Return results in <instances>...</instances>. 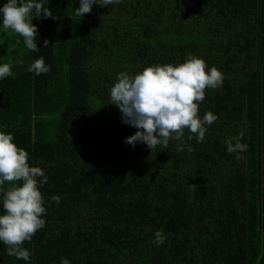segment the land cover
Instances as JSON below:
<instances>
[{
	"label": "trees",
	"instance_id": "obj_1",
	"mask_svg": "<svg viewBox=\"0 0 264 264\" xmlns=\"http://www.w3.org/2000/svg\"><path fill=\"white\" fill-rule=\"evenodd\" d=\"M45 6L55 19H33L39 51L0 35V64L11 66L0 131L48 177L46 224L23 244L30 264H264V0H121L83 18L79 0ZM190 56L224 77L199 104L201 118L218 116L203 143L187 128L183 150L125 143L136 129L111 104L118 74ZM41 57L51 70L29 72ZM241 134L237 160L225 142ZM6 248L0 264H26Z\"/></svg>",
	"mask_w": 264,
	"mask_h": 264
},
{
	"label": "clouds",
	"instance_id": "obj_2",
	"mask_svg": "<svg viewBox=\"0 0 264 264\" xmlns=\"http://www.w3.org/2000/svg\"><path fill=\"white\" fill-rule=\"evenodd\" d=\"M46 0H6L0 6V25L23 37L26 48L32 52L37 47L38 29L33 19L54 18L53 12L45 6ZM121 0H79V7L74 12L79 17L90 13L94 5L101 8L119 4ZM48 5V4H47ZM48 45V41H44ZM205 61L190 56L178 65H154L135 75L121 72L110 89L111 104L118 107L122 123L136 129L124 142L135 147L137 143L146 145L150 150L156 146L167 149L169 141L180 143L178 150H183L184 129L195 135L197 143H203L207 126L212 125L218 116L206 112L198 115L199 104L205 98L206 88L216 89L223 86V73L216 67L208 68ZM50 66L41 57L28 68L35 75L46 74ZM11 76V66L0 64V81ZM192 137L189 136V139ZM227 140L226 150L236 154L237 160L247 150L241 143L242 134ZM29 154L14 143L11 133L0 131V243L7 246L8 256L22 259L30 264L31 253L23 247L25 241H31L33 235L42 229L46 221L44 198L40 187L48 182V177L40 167L30 166ZM13 183L7 190L6 182ZM51 200L60 203V197L54 195ZM154 244L160 246L167 237L163 229L154 233ZM60 264H71L61 258Z\"/></svg>",
	"mask_w": 264,
	"mask_h": 264
},
{
	"label": "rangeland",
	"instance_id": "obj_3",
	"mask_svg": "<svg viewBox=\"0 0 264 264\" xmlns=\"http://www.w3.org/2000/svg\"><path fill=\"white\" fill-rule=\"evenodd\" d=\"M5 33V34H4ZM2 34H4V36H12V35H14L15 34V32H13L12 30H7V31H5L3 28H1V30H0V35H2ZM17 34V33H16ZM15 50H19V51H26L27 50V48H26V46L25 45H22V46H19L18 47V49H17V47L15 48Z\"/></svg>",
	"mask_w": 264,
	"mask_h": 264
}]
</instances>
